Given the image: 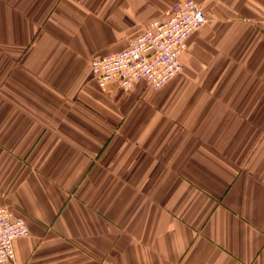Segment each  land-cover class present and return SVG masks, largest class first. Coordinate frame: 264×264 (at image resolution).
Masks as SVG:
<instances>
[{
  "label": "crops",
  "instance_id": "crops-1",
  "mask_svg": "<svg viewBox=\"0 0 264 264\" xmlns=\"http://www.w3.org/2000/svg\"><path fill=\"white\" fill-rule=\"evenodd\" d=\"M181 1L0 0L10 264H264V0H194L159 91L91 71Z\"/></svg>",
  "mask_w": 264,
  "mask_h": 264
},
{
  "label": "built area",
  "instance_id": "built-area-1",
  "mask_svg": "<svg viewBox=\"0 0 264 264\" xmlns=\"http://www.w3.org/2000/svg\"><path fill=\"white\" fill-rule=\"evenodd\" d=\"M206 22L202 8L194 0L176 3L165 20L151 23L129 42L125 51L91 62L99 87L104 90L117 81L130 92L137 83L145 82L159 91L182 73L181 58L188 50V41ZM29 235L24 220L15 218L8 208H0V264L13 263L14 242Z\"/></svg>",
  "mask_w": 264,
  "mask_h": 264
}]
</instances>
